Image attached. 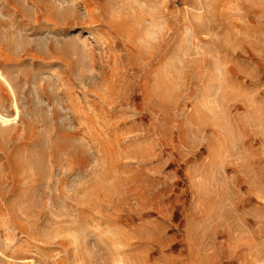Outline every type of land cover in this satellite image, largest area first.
<instances>
[{
	"label": "rangeland",
	"instance_id": "374dc122",
	"mask_svg": "<svg viewBox=\"0 0 264 264\" xmlns=\"http://www.w3.org/2000/svg\"><path fill=\"white\" fill-rule=\"evenodd\" d=\"M0 71V264H264V0H0Z\"/></svg>",
	"mask_w": 264,
	"mask_h": 264
},
{
	"label": "bare ground",
	"instance_id": "6f19581e",
	"mask_svg": "<svg viewBox=\"0 0 264 264\" xmlns=\"http://www.w3.org/2000/svg\"><path fill=\"white\" fill-rule=\"evenodd\" d=\"M4 76H3V73L0 71V78H3ZM19 115V112H17L16 113V117ZM0 120L5 124V123H8V122H10V121H12V119L11 118H8V117H5L4 115H2L1 113H0Z\"/></svg>",
	"mask_w": 264,
	"mask_h": 264
}]
</instances>
